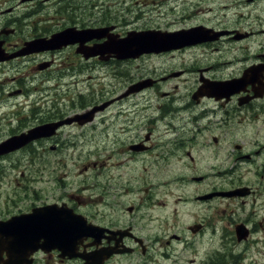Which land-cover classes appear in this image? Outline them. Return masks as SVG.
<instances>
[{
  "label": "flooded vegetation",
  "instance_id": "af4514ba",
  "mask_svg": "<svg viewBox=\"0 0 264 264\" xmlns=\"http://www.w3.org/2000/svg\"><path fill=\"white\" fill-rule=\"evenodd\" d=\"M85 1L91 3L95 10H116L115 0ZM64 2L66 0H58L56 4L60 6ZM63 6L69 10V6ZM57 12L62 13L61 6L56 9ZM117 13L122 16L121 12ZM53 19L56 20V17ZM241 19L244 20L245 17L224 26H213L217 31H233L232 33L185 49L186 51L207 45L205 47H210L211 52L216 54L215 60L205 64L195 60L191 63L192 69H173L171 72H178L177 76L168 71L159 76H151L150 72L134 76L122 90L102 97H99L101 89L98 87L70 86L69 68L75 66V61L70 63L69 58L76 56L82 59L74 49H70L71 46L28 55L35 58L32 71H36L35 76L41 79L42 101L34 98L33 102L41 103L26 109L25 99L5 98L6 105L16 110L21 108L26 114L19 115L14 111L11 117L4 119L8 122L7 125L0 123V128H7L6 132L0 133V141L34 126L67 117L69 124L61 126L57 134L49 139L58 137L65 128L73 131L69 138L82 137L84 129L100 124L98 161L93 166L100 167L103 191L97 197V210L88 209L91 206L88 204L91 202L89 197H85L82 192H73V188L69 187V193L65 197L36 200L28 208L7 211L0 216V220L28 212L34 206H41L49 201H58L67 203L75 212L83 214L89 222L97 224L98 233L96 237L85 236L78 242L75 250L77 255L70 256L68 247L64 252L58 247H41L32 251L31 246L24 243L20 232L10 227L3 233L4 245L0 246V264H4V261H26L30 255L33 264L41 261H56L58 264L69 261L82 263L86 260L92 261L94 255L100 256L101 264H122L121 261H139L138 264H264V261L253 259L260 253L259 248H264V23L259 29L252 30L241 26ZM125 20L126 26L123 28V19L114 21L104 14V19H94L92 24H114V29L108 34L117 37L125 35L130 29L161 28L148 22L135 26V19ZM62 25L57 29L44 27L43 32L31 38L49 36L51 32L61 30ZM128 25L131 27L127 28ZM209 27L212 28V25ZM254 31L259 35L257 49H248L252 55H243L240 67L233 65V61L226 58L220 46L226 42L249 41ZM0 38L5 39L4 44L9 52L19 50L23 44V40L18 41L11 35ZM96 41L100 42L102 38L89 44ZM244 46L249 48L250 44L245 43ZM182 51L179 49L170 54ZM55 54L58 58H63L61 63L67 66L65 78L54 76V66L58 60L54 57ZM48 55L51 56L47 57ZM149 55L156 56L143 53L139 57L122 61H141ZM162 55L164 54H159ZM91 60L99 58L92 57ZM110 60L116 59L112 57ZM46 62H50L48 68H40ZM229 65L232 67L227 69ZM195 66L198 67L194 68ZM251 66L255 67L254 70L248 73L246 82L237 86L236 90L220 93L216 88L209 87L216 81L234 80ZM122 70L127 69L123 67ZM115 71L121 75L128 73ZM191 74H195L194 80L190 78ZM19 76L20 78H13L9 82V89L6 91L8 95L25 93L21 80L23 74L20 73ZM73 77L74 75L70 77L71 84H77L79 79ZM148 77L153 78L154 82L151 88L142 92L156 90L154 96H166L165 103H159V110L153 108L152 111L157 112H152L151 115L160 114V118H165L168 114H173L179 121L176 124L171 123L172 128L164 127L165 136L162 138L154 136V121L147 116L140 120L129 119L123 127L114 113L118 109L121 112L119 114L123 115L125 109L122 102L134 93L129 86ZM173 77L184 78L186 81L175 82L171 88L166 89L163 84ZM6 79L0 73V82L5 83ZM65 79L67 81L64 91L62 81ZM256 91L259 96H254ZM148 101L152 103L153 99ZM93 106L102 107L92 120H78V115L88 112ZM138 110L139 108L136 113ZM142 110L144 109L140 112ZM213 129L211 140L206 138L201 143L199 136ZM216 129L220 130L215 131ZM38 140L44 143L48 138ZM52 147L57 148L58 142L53 143L50 148ZM32 148L29 145L24 149L3 154L0 156V163L13 154ZM205 149L208 153L204 156L198 154V151ZM16 161L10 160L13 165ZM165 165L173 172L171 179L167 177L163 184L158 183L155 181V173L166 168ZM179 166H182V171L178 170ZM89 168L90 162L82 166V170ZM160 184L164 192L158 188ZM173 185L179 192H176ZM185 185L189 187V193L182 191ZM222 191L226 193H218ZM237 228L246 231L247 236L239 240Z\"/></svg>",
  "mask_w": 264,
  "mask_h": 264
},
{
  "label": "rangeland",
  "instance_id": "374dc122",
  "mask_svg": "<svg viewBox=\"0 0 264 264\" xmlns=\"http://www.w3.org/2000/svg\"><path fill=\"white\" fill-rule=\"evenodd\" d=\"M75 1L83 5L80 9H77V12L87 23L91 24L94 19H104L105 14L107 18L111 17L114 21H122L123 19L121 22L123 28L126 26L125 19L128 21L135 19L133 23L135 26H141L144 22H148L150 25H158L164 29L168 27L172 29L188 27L201 22L208 25L224 26L226 23L239 20L240 17H245L244 20L241 19L240 21L241 26L247 29L257 30L264 23V0H256L255 2H247L246 0H165L161 5L159 4L160 0H115L116 10L102 11L95 10L91 3H87L85 0ZM183 2L184 4H182ZM30 6H34L35 10H38L39 14L35 16L39 15L41 19H53L56 16V20L54 21L50 20L46 22L47 20H41L38 32H43L42 29L44 27L56 29L59 25L66 23L65 18H62L60 14L56 13L53 3L37 2L35 5H29V8H31ZM31 11L33 13V9ZM117 12H121L122 16ZM240 13L244 15L241 16ZM19 14L22 15L21 8H16L14 15L11 16ZM28 18L26 19V23H31L33 20L32 14ZM38 21L40 22V20ZM69 23L70 25H74L71 18H69ZM127 27H131V25ZM31 28V24L25 25V22H18V32L13 37L21 41L24 37L30 35ZM258 38L259 35L254 31L249 41L242 43L226 42L220 48L226 58L233 61V65L240 67L243 62L240 60L242 56L252 55L248 52V49H257L256 41ZM245 43L250 44V47L246 48L244 46ZM239 45L241 46L240 48L238 47ZM205 46L207 45L179 53H167L162 56L149 55L141 61L130 60L129 62H125L122 60H110L101 63L97 60L87 61L79 59L75 68L76 76L73 77L79 79V82L77 84H71L72 78L69 77V83L72 88L76 86L98 87L101 89L99 90V97L110 95L116 90H122L134 76H141L149 72L151 76H159L164 75L167 71L171 72L173 69H192L193 64L191 63L195 60L201 61L202 64L215 60L217 58L216 54L211 52L210 47ZM23 59L16 66L17 69H27L30 72L35 58L33 56H25ZM123 67L127 70H122ZM231 67L229 65L227 69ZM223 68H226V66ZM115 70L126 71L128 73L121 75ZM194 76L195 74H191L190 78L194 80ZM66 81L67 79L62 81L64 91L66 90ZM184 81L186 79L173 77L163 85L167 89L168 87L171 88L175 82ZM114 85L116 88H114ZM142 91L134 92L132 96H129L128 99L122 102L123 108L125 109L122 112L123 115L119 114L121 112L118 109L116 110L117 112H114L116 113L118 123L124 127L129 119L136 118L140 120L144 116H147V118L154 121V126L152 127L154 136L162 138L165 136L163 133L164 127L172 128L171 123L176 124L179 121L176 120L173 114H168L165 118H160V114L158 116L151 115L152 112H157L152 111L153 108L159 110V103H165L166 96H154L156 90ZM149 99H153L152 103L148 101ZM145 101L148 107L136 113L138 109L137 105H141ZM8 110L7 105L0 106V123L2 125H7L2 122L1 117ZM19 115H24V113H19ZM3 128L5 126L0 128V130ZM219 130L216 129L215 131ZM6 131L7 128L0 133ZM72 132L69 128H65L54 141H48L47 144L44 142L45 144L38 145L39 148H35L34 151H22L2 160L0 163V216L5 215L7 211H18L19 209L28 208L31 203L39 199L53 200L65 197L66 193L69 192V187L73 188V192H82L85 197H89L91 202H88V204L91 206L88 209L97 210V206L99 205V199L97 197H100L103 189L101 185L100 167L99 165L93 166V164L94 162L97 164L98 161V136L101 132V127L99 124L96 126L93 125L89 129H84V135L82 137H74L75 139L69 138ZM212 133H214V129L211 132L207 131L205 134L200 135V142L204 143L206 138L211 140ZM55 142L59 143L57 149H48L49 145ZM45 145L46 147L42 148ZM206 153H208L206 149L198 151V154H201V156H204ZM12 159L17 160L15 165L10 162ZM88 162H90V168L88 170H82L83 164ZM178 170L182 171V166H179ZM22 172L24 175H22ZM172 173L171 169L166 166V168L155 173V181L158 183L162 182L163 184L167 177L171 179ZM4 175L7 176L9 184ZM147 177L149 178V175ZM162 184L158 188H161L164 192L163 187H161ZM83 186H87L88 189H82ZM173 186L176 192H179V189L175 185ZM120 189L124 188L120 187ZM182 191L184 193L190 192L187 185L183 187ZM171 207L173 208L174 205H171ZM259 249L260 253L254 256L253 259L255 261H264V248ZM121 262L122 264L139 263V261H132L131 263L129 261ZM39 264L58 263L56 261H48L47 263L46 261H41ZM63 264H81V261H69V263L64 262Z\"/></svg>",
  "mask_w": 264,
  "mask_h": 264
},
{
  "label": "water",
  "instance_id": "95a60500",
  "mask_svg": "<svg viewBox=\"0 0 264 264\" xmlns=\"http://www.w3.org/2000/svg\"><path fill=\"white\" fill-rule=\"evenodd\" d=\"M173 38L171 39L172 43L166 47L163 45L159 48H156L155 50H161V49H168L171 47H176L178 44H185L190 42V40H203L207 35L203 32L202 29L199 27L193 28L191 30L177 32L176 34H173ZM77 39H83V32H80L79 36H76L74 40ZM130 39V38H128ZM180 42V43H179ZM126 42L122 41L118 44H115L114 47L116 48V52L119 53V57L128 56V54H131L130 52L133 50L130 47H124V44ZM1 58V56H0ZM150 83L149 81H146ZM146 84V83H145ZM142 85H139V87ZM53 125L41 127L38 129H35L31 131V133L26 135H21L17 138H12L8 140L7 142H4L5 144L0 146V153L6 151V146L10 145L9 147L18 146L20 144H24L27 141L39 137L41 135H45L46 133L51 132V130H54ZM40 129H44L43 131H47L44 133L43 131H40ZM41 132V133H40ZM43 132V133H42ZM62 211H66L69 213V208H62L59 207L57 204H51L43 208H39L34 210L33 213L20 216L17 218V221L22 223L25 227L26 234L33 235V236H44L49 242H55V238L53 237L54 234L59 235H66L69 234V228L65 225V220L67 218V214L63 213ZM46 222H44V220ZM47 234L51 235L52 237L48 236ZM82 234H87V231L84 230ZM53 242V243H54ZM10 264H14V262H10ZM20 264H31V261H25L20 262Z\"/></svg>",
  "mask_w": 264,
  "mask_h": 264
},
{
  "label": "bare ground",
  "instance_id": "6f19581e",
  "mask_svg": "<svg viewBox=\"0 0 264 264\" xmlns=\"http://www.w3.org/2000/svg\"><path fill=\"white\" fill-rule=\"evenodd\" d=\"M22 121V120H21Z\"/></svg>",
  "mask_w": 264,
  "mask_h": 264
}]
</instances>
